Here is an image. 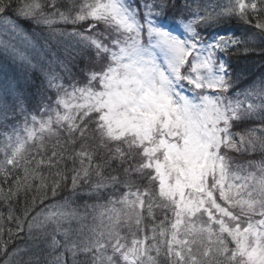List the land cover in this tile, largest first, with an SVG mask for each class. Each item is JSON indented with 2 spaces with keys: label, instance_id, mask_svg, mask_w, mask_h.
<instances>
[{
  "label": "snow or ice",
  "instance_id": "1",
  "mask_svg": "<svg viewBox=\"0 0 264 264\" xmlns=\"http://www.w3.org/2000/svg\"><path fill=\"white\" fill-rule=\"evenodd\" d=\"M233 21L264 35V0H0L43 72L2 106L0 264H40L24 237L44 264H264V161L237 159L264 153V81L238 88Z\"/></svg>",
  "mask_w": 264,
  "mask_h": 264
},
{
  "label": "trees",
  "instance_id": "2",
  "mask_svg": "<svg viewBox=\"0 0 264 264\" xmlns=\"http://www.w3.org/2000/svg\"><path fill=\"white\" fill-rule=\"evenodd\" d=\"M23 27H25L28 31H32L30 25H24ZM223 30L233 32L237 35L243 34L248 39V47L250 49L249 51L245 53L244 49L240 48L239 50L235 51L232 55L228 57V62L231 66L233 77L234 78L239 77V79L237 80L238 88L247 89L252 87L253 85H259L261 81H264V35L260 34L258 30L254 28H249L247 25H243L235 21L225 25ZM78 63H80L81 66L83 65V61H79ZM30 91H31L30 92L31 95H29V99H27V104L29 103L33 105L36 103L35 93L37 91L36 89H30ZM2 124L3 123H0V125ZM253 126L254 125L251 123L242 125V127H253ZM237 159L243 164H247L248 161L259 163L261 161H264V153L260 151H256L246 156H239ZM105 174L107 175V170L105 171ZM122 191L123 189L121 188L116 194L119 195L120 192ZM64 195H67V193L65 192ZM85 200L89 204L96 202L95 200L88 199L87 197H85ZM82 202L83 201H80V203ZM23 235L24 234H21L22 237ZM4 238L7 239V236H5ZM30 241L31 240H29L26 237L16 239L10 245V250L12 247H19V248L29 247ZM32 245H34L33 242H31L30 246ZM39 249L41 250V252H44L43 248H39ZM28 250H30V248H28ZM28 250L26 251V254L23 256L24 260H27ZM65 258L67 259L68 264H72V257L70 254L65 253ZM39 259H40V264H44L45 260L42 257H39ZM85 259L86 257L83 253H78L77 255L78 261H83Z\"/></svg>",
  "mask_w": 264,
  "mask_h": 264
},
{
  "label": "rangeland",
  "instance_id": "3",
  "mask_svg": "<svg viewBox=\"0 0 264 264\" xmlns=\"http://www.w3.org/2000/svg\"><path fill=\"white\" fill-rule=\"evenodd\" d=\"M25 28V27H24ZM25 30L32 34V31ZM36 36L34 39L42 40L43 36L40 34V30L36 29ZM2 39L9 40L7 35L3 36ZM10 43L15 44L18 48H22L23 45L19 39H12ZM35 63V61H33ZM43 79V72L39 69L28 68L20 60L13 57L10 50H5V48L0 45V123H3V105H7L10 109L16 107L19 103H23L24 107L31 111L33 105L27 104V99H29L30 89L38 90ZM10 119L8 123L11 124L14 122L11 119L13 113H8ZM20 116L17 114L15 120H19ZM159 215V213H157ZM88 223H91L89 218ZM73 228L77 227V224L73 223ZM32 241H30L31 244ZM22 248L26 251L28 248L27 260L34 259L35 256L42 257L45 261L48 259L47 252L48 250L43 243L40 244V241L34 245ZM36 244H40L39 248H43L44 252L37 251ZM25 260V261H27Z\"/></svg>",
  "mask_w": 264,
  "mask_h": 264
}]
</instances>
